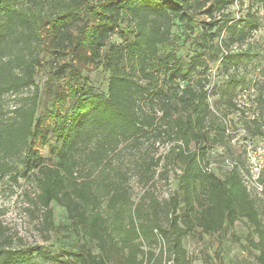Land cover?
<instances>
[{
    "label": "trees",
    "instance_id": "obj_1",
    "mask_svg": "<svg viewBox=\"0 0 264 264\" xmlns=\"http://www.w3.org/2000/svg\"><path fill=\"white\" fill-rule=\"evenodd\" d=\"M236 1L0 0V177L18 181L21 168L36 171V199L50 226L59 229L52 220L55 202L71 220L64 228L98 250L86 243L53 252L44 245L13 248L0 242V264H37V258L58 264H157L144 246L160 237L167 240L175 264H189L186 236L197 229L225 233L239 220L246 221L249 244L264 264V207L238 166L223 177L207 171L209 151L231 147V135L224 117L210 107L207 83L191 82L206 56L220 60L228 76L225 93L241 86L254 96L251 106L241 108L231 98L230 107L243 113L252 137H264V80L239 72L240 63L264 57L250 41L262 24L264 0H252L239 20L227 12ZM71 24L79 27L71 42L84 52L78 55L109 71L108 91L80 81L59 88L47 126L48 117H38L41 31L47 29L60 45L69 39ZM177 25L188 37L196 34L189 57L178 55ZM119 30L125 43L109 44ZM8 95L18 96L12 107L6 105ZM51 132L57 138L51 144L57 161L50 165L34 141L39 136L50 141ZM145 145L168 150L149 156ZM129 151L138 153L135 175L145 185L160 166L165 172L180 168L178 189L169 199L160 201L148 188L134 201Z\"/></svg>",
    "mask_w": 264,
    "mask_h": 264
},
{
    "label": "rangeland",
    "instance_id": "obj_2",
    "mask_svg": "<svg viewBox=\"0 0 264 264\" xmlns=\"http://www.w3.org/2000/svg\"><path fill=\"white\" fill-rule=\"evenodd\" d=\"M251 1L237 0L227 9V12H230L233 18L239 20L247 12ZM16 2L21 4L22 0H16ZM69 27L72 33L69 39L60 45H58L56 38L48 33L47 29L41 31L42 63L36 74V84L40 94L39 118L45 119L50 114L56 91L59 88L67 90L69 84L74 81L85 82L98 92L107 93L108 91L109 71L103 63H89L83 56L78 55V53L83 54L84 52L76 47L75 43L71 44V42L78 34L79 27L77 24H71ZM120 30L110 38L109 44L125 43ZM195 35L188 37L183 32L181 25L173 28V38L177 42L179 56L189 57L193 54L194 45L192 44ZM250 41L264 50V18L260 28L253 32ZM109 44L103 49V53L108 50ZM204 60L206 69L205 67H199L198 71L191 76V82L201 79L207 83L206 88L210 94L208 102L211 109L219 116L224 117V121L227 123L226 128L229 129L230 133H234L229 134L236 139V142L233 143L232 138L231 147L229 148L227 146H215L209 151L210 164L208 168L214 174L223 177L224 172L232 168V165L237 162L244 170L250 172L248 163L242 156V140H249L253 145L260 146L264 144V137H252L249 134L244 125L243 113L230 107L228 100L232 98L239 107L244 108L245 106H251L254 96L249 97L248 89H242L241 86L237 88L234 94L233 91L232 94L225 93L228 76L221 65V61L212 60L209 55ZM233 70L234 68L231 69V71ZM239 72L247 74L252 81L264 80V57L240 63ZM186 84L187 82L183 83V85ZM30 92V90H27L24 94ZM18 96L21 95L18 94ZM18 96H6V105L12 107ZM71 104L72 100L68 99L65 110H70ZM249 114H252V111H249ZM51 123V118L48 117L46 125L49 126ZM49 136L50 141L48 142H45L39 136L35 139L34 145L44 157L45 164L51 165L57 161V156L52 153L51 148V144L57 138L53 132ZM155 149L156 147L150 145L144 146V150H147L146 153L150 154L149 156L153 154L163 155L167 152L168 147L160 145L158 152ZM129 153L130 155L127 156L131 168L129 184L134 201H139L148 188L160 201L169 199L178 189L180 168L171 166L170 170L165 172V168L160 166L154 179L145 185L138 175H135L138 169V163L135 161L138 153L136 151L127 152V154ZM35 173L36 171L26 172L24 168H21V176L18 181H12L8 176L0 177V242L13 248L30 244L44 245L53 252H59V248L62 246L71 248L80 243H86L95 252H98L95 245L84 236L75 234L71 228H64V226L71 224V220L68 218L67 210L55 202L51 205L53 209L52 220L54 226H59V229L56 230L50 226L46 220L45 209L38 204L36 199L39 190ZM260 179L264 186V171L260 174ZM251 192L253 196L259 199V206L264 207V192L260 195H256L253 190ZM250 233L251 230L246 225L245 220L237 221L235 226L229 228L225 233L205 234L197 229L184 238L189 264H260L257 261L259 252L252 248L248 241L252 236ZM168 245L167 240L160 239L151 247L144 246V249L151 250L154 253V261L157 264H164L165 259L167 261L173 260V257H171L173 255H170L168 251ZM36 260L37 264H58L40 258ZM145 264L150 263L145 262Z\"/></svg>",
    "mask_w": 264,
    "mask_h": 264
},
{
    "label": "built area",
    "instance_id": "obj_3",
    "mask_svg": "<svg viewBox=\"0 0 264 264\" xmlns=\"http://www.w3.org/2000/svg\"><path fill=\"white\" fill-rule=\"evenodd\" d=\"M226 123V122H225ZM227 125V123H226ZM227 133H230L229 129H227ZM234 134V133H230ZM231 136V140H232ZM236 142V139L233 138V143ZM243 143V150H242V156H244L245 160L248 163V166L250 168V172H247L244 170L240 164L237 162L232 165V168L235 166H238L242 177L244 180V183L246 184L247 188L251 192L253 190L255 194L260 195L262 192H264V186L260 179V174L264 171V144L262 145H253L249 140H242ZM207 171L210 172L209 168H206ZM252 193V192H251ZM160 239H163L160 237ZM164 240V239H163ZM164 264H174L173 260L167 261L165 259Z\"/></svg>",
    "mask_w": 264,
    "mask_h": 264
}]
</instances>
